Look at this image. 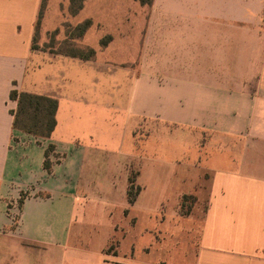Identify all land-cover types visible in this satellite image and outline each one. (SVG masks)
I'll return each instance as SVG.
<instances>
[{
    "label": "crops",
    "instance_id": "obj_1",
    "mask_svg": "<svg viewBox=\"0 0 264 264\" xmlns=\"http://www.w3.org/2000/svg\"><path fill=\"white\" fill-rule=\"evenodd\" d=\"M40 5L0 0V264H264V0H154L140 50L99 43L89 59L34 44ZM11 90L57 100L48 138L13 127ZM151 121L166 123L150 161L178 171L176 202L200 188L192 171L209 175L196 241L172 262L114 238L138 222L130 171ZM179 206L172 216L190 219Z\"/></svg>",
    "mask_w": 264,
    "mask_h": 264
},
{
    "label": "rangeland",
    "instance_id": "obj_2",
    "mask_svg": "<svg viewBox=\"0 0 264 264\" xmlns=\"http://www.w3.org/2000/svg\"><path fill=\"white\" fill-rule=\"evenodd\" d=\"M153 1L85 0L77 13L70 14L68 0H41L34 44L47 52L56 50L59 47L58 42L65 38L64 24H69L72 27L89 18L91 24L84 35L74 41L75 46L92 47L96 52L105 51L106 46L102 47L99 43L106 41L107 46L110 44L112 49L118 46L122 50H129L131 47L132 51H138L143 45L144 19L149 17ZM121 21L122 23L119 25ZM134 21L139 23L137 27L130 25ZM135 27L137 28V41L125 42L126 36L121 33L131 29L134 31ZM56 29L58 33L53 34L52 32ZM110 38L111 41H109ZM125 50L123 51L125 52ZM136 137L140 150L138 164L141 169L135 166L130 171V178L134 180L133 187H139L137 176L141 172L139 183L144 186V190L140 194L137 207L134 208L137 211L138 222L135 224L134 232H130L123 240L121 237L124 234L113 236L116 238L115 240L120 241L119 244L124 250L133 243L138 249V259L143 262L166 260L172 262L180 256L184 248L187 251L191 250L196 241L195 226L199 224L205 207L204 200L207 197L209 175L205 171H192V184L195 180L201 182L200 188H197L195 194L182 196L180 203L176 202V190L179 186L177 180L179 177H176L178 171L174 173V171L166 169V162L150 161L158 159L154 157L161 156L160 149L165 148L166 150V123L160 124L156 121L142 123L136 132ZM189 173L190 171H188V176ZM135 190L136 188L132 191ZM178 204H180L179 209L182 213L193 214L190 219L185 220L179 216H172V212L177 209ZM164 210L166 217L162 216ZM119 213V210L113 213L112 222L123 226L128 225L126 219L119 217ZM127 213L128 211L124 210L125 217L128 215ZM128 219L129 222L134 220ZM115 240L108 247L110 254H112L111 249L118 243ZM3 241V237L0 235V245ZM144 248H149V251L146 252Z\"/></svg>",
    "mask_w": 264,
    "mask_h": 264
},
{
    "label": "trees",
    "instance_id": "obj_3",
    "mask_svg": "<svg viewBox=\"0 0 264 264\" xmlns=\"http://www.w3.org/2000/svg\"><path fill=\"white\" fill-rule=\"evenodd\" d=\"M85 0H68V12L70 14L77 13L83 6ZM143 3V2H142ZM150 4V2H149ZM90 19L73 25L64 24L65 38L58 42L59 47L56 50H52L55 54H63L71 57H77L80 59H89L93 56L94 50L90 47H77L74 44L76 39H80L86 29L90 26ZM53 34H57L58 30H54ZM37 36L34 35V39ZM102 45L106 44V41L101 42ZM64 45H66L64 47ZM32 48H36L32 45ZM10 98L17 100V108L12 111L13 114V127L30 133L34 136L48 138L53 131L56 119L55 113L57 109V100L53 97L34 94L29 92H20L17 90H11ZM54 151V145L49 144L44 151L43 166L47 172H50L52 161L49 156ZM134 188H136L135 191ZM139 188L133 187L132 180L128 188V202H133ZM21 199L18 200V207H20Z\"/></svg>",
    "mask_w": 264,
    "mask_h": 264
}]
</instances>
